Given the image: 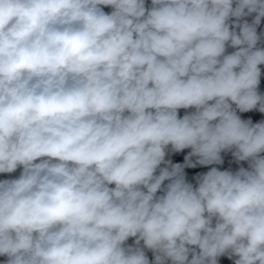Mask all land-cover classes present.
I'll return each instance as SVG.
<instances>
[{
    "label": "clouds",
    "instance_id": "clouds-1",
    "mask_svg": "<svg viewBox=\"0 0 264 264\" xmlns=\"http://www.w3.org/2000/svg\"><path fill=\"white\" fill-rule=\"evenodd\" d=\"M233 2L0 0V173L23 168L0 181L6 264H149L122 246L129 237L155 264H217L225 253L264 264V121L232 108L264 113V0ZM251 13L253 24L230 31L229 17ZM229 41L238 50L224 55ZM168 145L191 148L186 165L154 175ZM233 148L251 170L185 182L191 156L219 164ZM187 246L200 250L190 261Z\"/></svg>",
    "mask_w": 264,
    "mask_h": 264
},
{
    "label": "built area",
    "instance_id": "built-area-1",
    "mask_svg": "<svg viewBox=\"0 0 264 264\" xmlns=\"http://www.w3.org/2000/svg\"><path fill=\"white\" fill-rule=\"evenodd\" d=\"M150 4H152V0H144L145 8H147L148 5H150ZM235 6H236V0H234V2H233V7H235ZM99 7L106 14H108V12L110 11V6L100 5ZM256 15H257L256 13H251L249 15L242 16L240 18L231 17L230 23H229L230 31H235L237 34H239L240 26H242L245 22H247L250 25L253 24V21L255 20ZM263 27H264V17L261 18L259 25H256L257 35L261 32ZM226 44L231 45V42L229 41ZM237 50H238V47H233V51H231L229 54H232ZM229 54H227V55H229ZM221 59H222V57H221ZM258 67L260 68V77H259V84H258L256 90H257V93L259 95L264 97V64L258 65ZM237 71H238V69H237ZM210 103H212V102H210ZM232 108L236 112V114L241 118V120H244V121L251 120L253 124L264 121V113H261L258 110L259 105H257L256 109H253V110L248 111V112H240L234 103L232 104ZM195 111H196V109L194 107H190L188 109H183V108L178 109L177 110L178 118H183V116H185V115L193 114V113H195ZM125 114H127V113H125ZM216 122H218V121H213V123H216ZM182 152L183 151L176 152L172 149L171 145H168L167 148L165 149L164 160L165 161H173L174 156L177 153L182 154ZM36 162H39V160ZM22 171H23L22 166H18L14 172L0 173V176H6V177L13 178V179H18L20 177Z\"/></svg>",
    "mask_w": 264,
    "mask_h": 264
},
{
    "label": "trees",
    "instance_id": "trees-1",
    "mask_svg": "<svg viewBox=\"0 0 264 264\" xmlns=\"http://www.w3.org/2000/svg\"><path fill=\"white\" fill-rule=\"evenodd\" d=\"M153 7L152 4L148 5V7L146 8V10H150ZM108 14H111V12L109 11ZM230 19L231 17H229V20L227 21V23H230ZM258 41L256 44V49H260V50H264V27L262 28L261 32L258 34ZM255 50V49H254ZM231 51H233V47L231 45L226 44L225 45V53L224 55L229 54ZM189 150H191V148H189ZM236 149H230V150H223L221 153L225 156V158L227 160H236V158L233 156V152ZM192 151V150H191ZM261 156H264V153L260 154ZM184 158L181 156V154L177 153L174 156V160L173 161H165L162 162L158 168L156 169L154 175H159L160 174V170L162 168H169V170H171V165L172 164H183V160ZM171 162V163H168ZM247 164L250 166V161H246ZM251 170V169H250ZM13 178L10 177H6V176H0V181H4V180H12ZM171 183V180H165L162 185H168ZM199 185L197 186H192L193 189L197 188ZM109 187H114V185H109ZM215 218H213V222H212V226H215ZM136 237H129L124 244L122 245L124 248H132V249H136V248H140L141 250L144 251L145 256L148 259L149 264H155V256L157 255V253H155L153 250L148 249L144 246L143 241H140V244L137 245L136 244ZM189 247L190 251L188 253V260L190 261L193 258L194 254H199V248L197 246H187ZM7 257L6 256H0V264H6L7 261ZM238 259L237 256L232 255L231 258H229V254L225 253L222 256L217 257V264H234L235 260ZM164 264H172L171 259H166L164 261Z\"/></svg>",
    "mask_w": 264,
    "mask_h": 264
},
{
    "label": "rangeland",
    "instance_id": "rangeland-1",
    "mask_svg": "<svg viewBox=\"0 0 264 264\" xmlns=\"http://www.w3.org/2000/svg\"><path fill=\"white\" fill-rule=\"evenodd\" d=\"M113 11V8L110 6V12ZM181 156L184 158L183 164L186 165L185 157L191 153V150L189 148H186L182 150ZM222 163L216 164H210V165H200L197 163V160L199 157L197 156H191L190 157V162L192 164H195V167H188L185 166L183 168V175L186 183L191 184L192 186H197L199 185V180L202 178L204 174H206L208 171L211 170V168H217L219 171H229L235 174L237 171H239L240 168H244L246 170H250V166L247 164L246 161H238V160H227L225 156L220 153ZM168 185H161V188L157 191L156 196H163L166 194ZM143 191H147V189H144L143 186H141Z\"/></svg>",
    "mask_w": 264,
    "mask_h": 264
}]
</instances>
